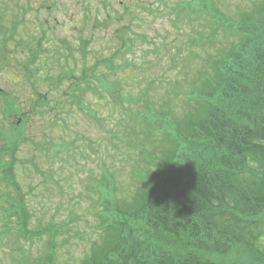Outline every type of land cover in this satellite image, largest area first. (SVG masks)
Segmentation results:
<instances>
[{
  "label": "rangeland",
  "instance_id": "1",
  "mask_svg": "<svg viewBox=\"0 0 264 264\" xmlns=\"http://www.w3.org/2000/svg\"><path fill=\"white\" fill-rule=\"evenodd\" d=\"M182 1L192 0H0V27L6 33L0 34V90L14 95L19 110L3 116L0 99V124L6 130L22 114L27 118L25 140L14 158L0 156L13 164L20 187L18 195L0 182V264L38 259L78 264L101 233L97 183L103 174L112 175L119 197L131 196L138 174L149 167L146 148L140 153L134 135L147 128L143 116L157 120L169 111L181 119L189 81L205 65L193 61L185 67L186 60L196 54L205 58L204 50L213 54L226 42L219 34L217 43L202 48L198 39L207 33L205 18L177 9ZM211 1L238 19L261 0ZM81 40L88 41L84 59ZM37 43L41 54L24 73ZM112 55L107 68L100 60ZM82 71L85 81L72 89ZM39 93L45 104L35 103ZM161 147L159 140L148 145L151 158L162 153ZM9 201L26 206L29 238L6 221Z\"/></svg>",
  "mask_w": 264,
  "mask_h": 264
},
{
  "label": "trees",
  "instance_id": "2",
  "mask_svg": "<svg viewBox=\"0 0 264 264\" xmlns=\"http://www.w3.org/2000/svg\"><path fill=\"white\" fill-rule=\"evenodd\" d=\"M258 2L238 19L211 0L176 4L188 8L189 17L203 14L208 30L198 39L202 48L217 43L219 34L226 42L213 54L204 50L205 58L186 60L185 67L193 61L205 65L189 81L181 119L169 111L160 112L158 122L143 116L147 128L140 137L133 134L140 153L146 148L149 167L138 174L131 196L117 195L111 174L98 181L101 233L78 264H264V0ZM0 34L6 35L1 27ZM87 42L79 45L82 59ZM41 51L39 43L30 48L24 73ZM113 58L100 62L111 68ZM85 77L82 71L69 86L76 88ZM10 94L0 93L3 116L19 111ZM35 103L45 104V97L39 93ZM26 119L22 114L6 130L0 124L1 157L14 158L25 140ZM154 140L162 145L155 160L148 148ZM6 161L4 181L18 191L13 164ZM25 208L11 203L5 219L13 218L15 229L29 238ZM48 258L54 260L51 251Z\"/></svg>",
  "mask_w": 264,
  "mask_h": 264
},
{
  "label": "flooded vegetation",
  "instance_id": "3",
  "mask_svg": "<svg viewBox=\"0 0 264 264\" xmlns=\"http://www.w3.org/2000/svg\"><path fill=\"white\" fill-rule=\"evenodd\" d=\"M0 169L2 170L3 169V161L0 160Z\"/></svg>",
  "mask_w": 264,
  "mask_h": 264
}]
</instances>
